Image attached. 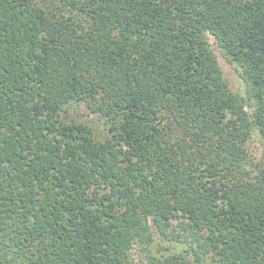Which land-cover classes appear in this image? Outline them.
<instances>
[{
    "label": "trees",
    "instance_id": "16d2710c",
    "mask_svg": "<svg viewBox=\"0 0 264 264\" xmlns=\"http://www.w3.org/2000/svg\"><path fill=\"white\" fill-rule=\"evenodd\" d=\"M254 128L264 0H0V264H264Z\"/></svg>",
    "mask_w": 264,
    "mask_h": 264
},
{
    "label": "rangeland",
    "instance_id": "374dc122",
    "mask_svg": "<svg viewBox=\"0 0 264 264\" xmlns=\"http://www.w3.org/2000/svg\"><path fill=\"white\" fill-rule=\"evenodd\" d=\"M208 42L210 43L211 48L214 50L215 54L217 55L218 63L222 69V73L224 77L227 79L229 88L232 91L237 92L238 94L245 93V83L242 80L240 75L241 67L236 63H231L227 61L223 55L220 53L219 49L217 48L214 38L207 34ZM65 114L70 115H77V113L82 114L83 117H87L90 120V125L93 127L95 131L96 137L98 139H104L106 136L107 130L104 126L103 119H99L93 113H90L87 107H85L82 103H74L72 105L66 106ZM89 112V114H88ZM87 113V114H86ZM246 150L250 156V159L254 162H258L261 165H264V139L261 138L257 130L254 128L251 132V135L247 139L246 143ZM132 259L133 262L142 263L146 262L145 252L141 251L139 248H134L132 250Z\"/></svg>",
    "mask_w": 264,
    "mask_h": 264
}]
</instances>
